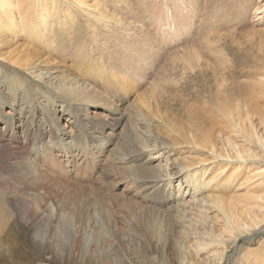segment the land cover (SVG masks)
Here are the masks:
<instances>
[{
    "label": "rangeland",
    "instance_id": "rangeland-1",
    "mask_svg": "<svg viewBox=\"0 0 264 264\" xmlns=\"http://www.w3.org/2000/svg\"><path fill=\"white\" fill-rule=\"evenodd\" d=\"M183 1L186 11L181 0H9L13 13H23V28L44 12L51 19L37 36L6 23L0 28V264H182L180 243L189 248L199 236H187L189 230L208 229L211 239L236 244L219 247L221 264H264V0ZM58 65L73 68L70 79L81 83L107 67L102 76L115 86L105 94H114L130 123L80 134L83 119L108 125L113 116L99 107L77 118L54 105L46 93L55 90L29 67L46 72ZM68 86L64 91L73 93L76 84ZM18 103L26 106L22 114ZM130 139L165 149L153 166H169L173 190L187 192L200 211L153 205L145 186L153 178L131 175L134 164L123 150ZM181 160L194 170L181 171ZM51 178L60 182L50 189L54 196L38 189ZM67 183L88 189L65 190ZM85 197L90 202L80 215L76 199ZM221 204L237 232L226 227Z\"/></svg>",
    "mask_w": 264,
    "mask_h": 264
},
{
    "label": "bare ground",
    "instance_id": "bare-ground-1",
    "mask_svg": "<svg viewBox=\"0 0 264 264\" xmlns=\"http://www.w3.org/2000/svg\"><path fill=\"white\" fill-rule=\"evenodd\" d=\"M82 1V0H81ZM9 0H0V28L1 25L6 23L7 25H9L10 27H15V28H21L22 30L28 31L29 33L33 32V33H37V34H33L31 33V35H41L45 32V29H43L41 27V24H45L46 27H48L49 22H47L49 19H51L49 16L50 14L48 12H44L41 14H38L36 16V18L34 20H38V22L35 25H31L32 27L30 29H28L27 27L22 26V22L19 21V18L22 17L23 13H17V11H15V13H13V10L9 9V4H8ZM175 3V2H174ZM177 4V3H176ZM182 6V8H184V10L186 9L185 5V1L181 0V3H178ZM176 8V7H175ZM181 8V7H180ZM14 9V8H13ZM16 9V7H15ZM41 10H46L47 9V4L44 3L40 6ZM158 9V8H157ZM192 10V9H190ZM189 10V11H190ZM47 11V10H46ZM158 11V10H157ZM186 11V10H185ZM19 14V17H18ZM183 17V16H182ZM16 18V19H14ZM18 18V19H17ZM165 19V18H163ZM186 19V17H185ZM166 20V19H165ZM189 20V19H188ZM184 21V20H183ZM90 22H94L93 20ZM181 25V24H180ZM123 27V26H122ZM185 27L181 26V29L183 30ZM28 29V30H27ZM172 29V28H171ZM180 29V28H179ZM187 29V28H186ZM31 31V32H30ZM159 31H163V29L159 30ZM178 30V26H176V30L175 32L177 33ZM164 32V31H163ZM185 32V31H184ZM179 33V32H178ZM118 34H120L118 32ZM92 36H95L94 34ZM177 37V36H175ZM179 37V36H178ZM177 37V38H178ZM176 38V39H177ZM180 38V37H179ZM168 39V38H167ZM166 40V39H165ZM171 40V39H170ZM151 41V40H150ZM145 44V42H143ZM150 42H148L149 45ZM154 44V43H151ZM135 49L138 50V48L135 46ZM140 49V48H139ZM146 50H142V52H145ZM27 55L31 54L32 51H26ZM25 52V53H26ZM38 52V50H37ZM39 53V52H38ZM20 60V59H19ZM201 61V60H200ZM15 63V62H14ZM22 63V62H21ZM189 63L190 66V61H187L185 64ZM131 64V61H130ZM129 64V65H130ZM200 64V63H199ZM25 65L28 66V64L26 63ZM115 65H110L111 68L115 69ZM132 65V64H131ZM60 66V65H58ZM129 67V66H128ZM127 67V68H128ZM133 67V66H132ZM30 72L32 74H36L37 73V79H39V81L43 84H46L49 88L54 89L55 91H51L52 93H50V91H48L46 93V97L53 102V104L55 105L56 102H60V108L61 111L63 112H67L70 115H73L75 117L78 118V115L80 114V112H82L81 110L86 108V111L88 114H90V109L92 108H99L102 107L103 110L109 112V114L111 116H113L111 118L110 123H108V125H106L105 123L102 122H98L97 124H91V125H87L85 124L86 119H83L81 122L78 123V128L81 129V133L83 134V131L86 132L88 130L92 129H97L99 132L104 133V131L110 127L113 131H115L118 128H121V126H123L125 123H130V118L127 116L126 112H122L119 107V105L117 104V102H115V98L112 101L111 99H113L114 94L109 96H106L105 93H108L111 87L115 86V83L113 81V78L111 76H102V73L106 71L107 67H96V69L93 71L94 73L91 74L90 76V82L89 83H81V80L78 78V80L76 78L74 79H70V76H74L72 75L70 72L74 71L73 68H71L70 66L67 67H55V68H50L49 71L45 70L46 72L41 71L40 69H37L33 66H30ZM208 68V67H207ZM91 69V68H90ZM129 69V68H128ZM35 70V71H33ZM132 70V69H131ZM33 71V72H32ZM41 71V72H39ZM88 72V71H87ZM1 73V72H0ZM90 73V71H89ZM201 73V72H200ZM208 74V73H207ZM206 74V75H207ZM204 75V74H203ZM200 76V75H199ZM75 77V76H74ZM117 78V77H116ZM23 83H25V81H23ZM22 83V84H23ZM68 83H72V84H76V87H74V91L71 94H68L64 91L63 87H66L68 90H70V86H68ZM9 84V83H8ZM92 84V85H91ZM15 85V84H13ZM18 85V84H17ZM25 85V84H24ZM27 85V84H26ZM25 85V86H26ZM195 86V85H194ZM29 86H27L24 89H28ZM196 87V86H195ZM21 88V87H20ZM107 88H109L110 90H108ZM187 89V88H186ZM193 89V88H192ZM9 90V89H7ZM103 90V91H102ZM201 90V89H200ZM2 91V90H1ZM26 91V90H25ZM71 91V90H70ZM113 92V91H112ZM187 92V91H186ZM195 92V91H192ZM200 92V91H199ZM196 93V92H195ZM2 94V92H1ZM119 93L117 92V95ZM132 94V93H131ZM181 95V94H180ZM25 96V95H24ZM193 96V95H192ZM191 96V97H192ZM2 97H0V110H2L3 108V104L4 102H1ZM6 98V97H5ZM18 97H16L17 99ZM61 98V99H60ZM59 99V100H58ZM119 99V98H118ZM23 102H28L27 99H23ZM48 100V102H49ZM248 101V100H247ZM13 102H16L13 101ZM115 104V105H114ZM18 105L20 106L19 108L21 109V114L24 113L25 110V105L23 103H18ZM68 105H70L68 107ZM227 105V104H226ZM50 106V105H49ZM10 107H12V103L10 105ZM72 107V108H71ZM226 107V106H225ZM224 107V109H225ZM49 109L51 107H48ZM201 108V107H200ZM223 109V107H221ZM57 107H52L51 110H49L50 113V117H51V121L53 124H57L59 119L54 117V115H57ZM230 109V108H229ZM27 110V109H26ZM46 110V109H45ZM192 110V109H191ZM200 110V109H199ZM227 110V109H226ZM225 110V111H226ZM231 110V109H230ZM29 111V110H27ZM48 111V109H47ZM194 111V110H193ZM218 111V110H217ZM92 113H94L93 111H91ZM26 113V112H25ZM29 113V112H28ZM41 113V112H40ZM46 113V112H45ZM192 113V112H191ZM200 113V111H199ZM230 114V113H229ZM226 115V114H225ZM46 116V115H45ZM223 116V115H222ZM30 117V116H29ZM201 117L196 113H192L191 114V120L193 122H196L197 124H199ZM51 123V122H50ZM51 123V124H52ZM89 127V128H88ZM35 130V129H34ZM128 134L131 136H137V130L134 128H130L128 127ZM40 134V133H39ZM114 134V133H113ZM41 135V134H40ZM93 135V134H91ZM88 135L90 137H88L87 135H83V137L85 139H89L90 141L92 140L93 136ZM105 136V135H104ZM43 137V136H42ZM111 137V136H109ZM115 137V134H114ZM129 137V136H127ZM118 139V138H117ZM120 139V138H119ZM103 140V139H102ZM121 140V139H120ZM119 142V141H118ZM121 143V142H120ZM125 143V142H124ZM148 144V142H146ZM144 145H140V146H134L131 139H130V143L126 145H123V150L126 152V157L128 158V160L134 164L133 168H131L130 172L131 175L134 177H137L136 180H139V178H141L140 176H144V174H148V176H151V178H153V180H148L146 182H149L150 184L145 185L147 186L148 192L151 195V193L157 198H155V200L152 201L154 206H157L158 208H162L163 206H166L169 203H176L178 204V209H180L182 212H186L185 210H187L188 208L190 209V211H195V213L197 211H200L197 207L194 208L195 205V201H189L186 200V193H182L179 189V191L175 192V190H173L172 185L174 183L175 180V176L176 174L172 173L171 168L167 165L166 166H153L154 162L159 161V159L164 155V150L162 148H158V147H152L150 145L147 144ZM153 142H150V144ZM119 144V143H118ZM143 144V143H142ZM155 144V143H154ZM156 145V144H155ZM154 145V146H155ZM121 146V145H120ZM158 146V145H157ZM19 148V147H18ZM166 153V152H165ZM123 157V156H122ZM127 160V161H128ZM144 161V162H143ZM143 162V163H142ZM181 166H180V170L185 171V173L187 174L190 170H194V164L192 162H187V161H182L181 160ZM55 166L52 167L54 169L55 172H59V167H58V163H53ZM129 166V165H128ZM167 168V169H166ZM239 169H237L236 171H238ZM183 175H185L184 173H182ZM198 173L196 172L195 174H192V177L199 178L197 175ZM137 175V176H136ZM188 176V175H187ZM185 176V177H187ZM146 178V176H144ZM52 179V178H51ZM150 179V178H149ZM144 180V179H143ZM142 180H140V183ZM152 183H151V182ZM190 184H195L192 180L190 181ZM41 183V182H40ZM60 182L56 179H52L49 182H43L38 186V189H44L45 192H48L49 194H59L58 192L56 193H51V190H56V187L58 186ZM144 184V183H143ZM31 185V184H30ZM67 186V188L65 190L71 189V188H77V192H85L86 188L88 189V187H84V186H71L69 183L65 184ZM189 185V184H188ZM181 186V185H180ZM36 186H32V188H34ZM194 187V186H193ZM181 188V187H180ZM145 189V188H144ZM187 189V188H186ZM202 188H198L196 190H201ZM12 190V189H11ZM65 190H62V192H64ZM195 190V188H194ZM39 191V190H37ZM146 191V190H145ZM191 191V190H190ZM189 192V191H188ZM44 194V193H43ZM149 195V196H150ZM152 195V196H153ZM90 195H88L89 197ZM148 196V195H147ZM198 196V195H197ZM44 197V196H42ZM48 197V196H47ZM153 198V197H152ZM196 198V197H194ZM195 200V199H194ZM39 201V200H38ZM43 201V200H41ZM77 203H78V210L76 209V211H79L80 209V215H84V212L86 210V204H88L90 202V199L85 197L82 201L80 198L76 199ZM198 201V200H197ZM196 201V202H197ZM200 201V200H199ZM81 203V204H79ZM151 203V202H150ZM151 203V204H152ZM101 204V203H100ZM198 204V203H197ZM202 205L205 204V200H203L201 202ZM25 205V204H24ZM23 206V205H22ZM36 206V205H35ZM40 206V205H39ZM150 206V205H149ZM196 206V205H195ZM37 207V206H36ZM152 209V208H151ZM206 209V208H205ZM218 209L221 210L224 214L225 217V223H226V227H229V229L234 232H237L238 230L236 229V225L238 222H235L233 224L232 220H233V216L230 215L231 210L226 209L225 207H223V205H219ZM17 210V209H16ZM21 210V209H20ZM170 210V209H169ZM207 210V209H206ZM25 211V210H24ZM205 211V210H204ZM40 212V211H39ZM203 214V218L207 219L208 218V214H204L205 212L201 211ZM25 213V212H24ZM75 213V212H74ZM30 214V213H29ZM186 214V213H185ZM184 214V215H185ZM222 214V213H221ZM222 214V215H223ZM21 215V214H20ZM23 215V214H22ZM183 215V217H184ZM87 216V214H86ZM24 217V216H23ZM26 217V216H25ZM187 217V216H185ZM198 217V216H197ZM12 218V217H11ZM19 218V217H18ZM181 218V217H180ZM2 219V218H1ZM26 219V218H25ZM29 220V219H28ZM188 222V219H186ZM196 220V219H195ZM208 220V219H207ZM238 221V220H237ZM4 222V221H3ZM202 222V220L197 222ZM184 225V224H183ZM186 225V224H185ZM188 225V224H187ZM192 225V224H190ZM202 225V224H201ZM200 225V226H201ZM195 226H197L195 224ZM190 227V226H189ZM191 228V227H190ZM204 228V227H203ZM1 229V228H0ZM183 233L187 232L189 230V228L187 226H185V228H183ZM211 230V229H208ZM208 230L204 231L203 233H198L199 231H191L189 230V233L187 234V236H196L199 235L197 237V239H193L194 244H191L189 248L186 247V245L181 244L180 243V263L182 264H201L200 260L201 259H209L210 257H213L215 260L213 261H209L210 264H221L222 263V259L224 258V253H221L219 256L217 255V250L219 249V247L224 248L225 250H229L232 245H236L234 241H229V240H225L223 239L224 237H222L221 241H216L215 237L214 239L210 238V234L208 233ZM229 231V230H228ZM182 233V232H181ZM188 238V237H187ZM10 239V238H9ZM8 240V239H7ZM179 244V243H178ZM167 246V245H166ZM165 246V247H166ZM178 249V248H177ZM179 252V251H178ZM201 256H204V258H202ZM202 262H205V260H203Z\"/></svg>",
    "mask_w": 264,
    "mask_h": 264
}]
</instances>
